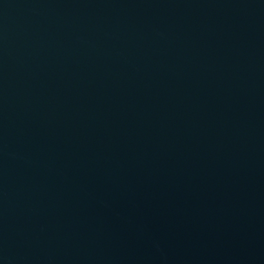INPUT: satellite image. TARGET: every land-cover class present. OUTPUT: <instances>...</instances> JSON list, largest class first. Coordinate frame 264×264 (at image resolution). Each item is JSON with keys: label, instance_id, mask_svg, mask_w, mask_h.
<instances>
[{"label": "water", "instance_id": "obj_1", "mask_svg": "<svg viewBox=\"0 0 264 264\" xmlns=\"http://www.w3.org/2000/svg\"><path fill=\"white\" fill-rule=\"evenodd\" d=\"M0 264H264V0H0Z\"/></svg>", "mask_w": 264, "mask_h": 264}]
</instances>
